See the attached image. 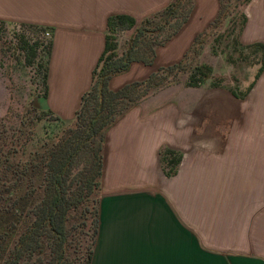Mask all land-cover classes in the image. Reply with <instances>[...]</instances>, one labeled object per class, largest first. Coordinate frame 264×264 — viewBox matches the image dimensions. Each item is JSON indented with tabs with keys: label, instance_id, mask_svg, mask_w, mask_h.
<instances>
[{
	"label": "crops",
	"instance_id": "obj_1",
	"mask_svg": "<svg viewBox=\"0 0 264 264\" xmlns=\"http://www.w3.org/2000/svg\"><path fill=\"white\" fill-rule=\"evenodd\" d=\"M171 1L0 0V21L46 28L51 52L40 108L68 120L94 81L108 17L140 21ZM156 55L151 64L132 61L123 73L133 64L153 65ZM159 67L124 82L114 75L108 85L142 81ZM145 96L140 107L125 109L123 125L103 131L90 264H264L260 131L239 125V113L228 111L221 97L212 100L214 108L195 103L182 116L180 109L165 111L158 95ZM164 148L174 162L162 159Z\"/></svg>",
	"mask_w": 264,
	"mask_h": 264
},
{
	"label": "trees",
	"instance_id": "obj_2",
	"mask_svg": "<svg viewBox=\"0 0 264 264\" xmlns=\"http://www.w3.org/2000/svg\"><path fill=\"white\" fill-rule=\"evenodd\" d=\"M180 1L172 0L139 22L126 14L108 17L105 46L93 72L92 86L82 96L73 125L55 141L25 159L22 152L17 156V145L5 149L0 142V264H90L98 227L96 195L103 171V131L122 109L125 111L145 96L149 88L159 85L155 78L160 71L183 70V67L179 63L159 67L146 79L116 90L109 87V80L125 72L132 61L152 63L155 47L163 45L180 27L181 22L170 23ZM167 24L172 29L162 35ZM28 26L46 29L34 24ZM131 29L129 47L117 53V34ZM159 35H162L160 40L154 41ZM47 49L44 94L40 99L46 96L51 40ZM262 69L259 67L255 78ZM211 72L208 64L194 65L186 85L199 87ZM171 152L164 148L160 152L162 159L170 158L174 162L176 157H169ZM85 236H89L86 245Z\"/></svg>",
	"mask_w": 264,
	"mask_h": 264
},
{
	"label": "rangeland",
	"instance_id": "obj_3",
	"mask_svg": "<svg viewBox=\"0 0 264 264\" xmlns=\"http://www.w3.org/2000/svg\"><path fill=\"white\" fill-rule=\"evenodd\" d=\"M180 22L177 32L163 45L155 47L157 55L153 65L133 64L129 72L116 74L115 81L140 79L157 66L179 63L183 70L159 72L155 78L159 85L148 89L147 99L158 95L165 111L180 109L183 116L195 103L202 108L211 105L214 108L216 102L212 100L221 97L228 111L239 113L242 122L239 125L260 131L263 144L264 0H182L175 5L170 23ZM28 25L0 22V142L5 149L11 144L17 145V156L22 152L24 159L44 149L43 145L55 141L74 123V119H56L40 108V97L44 94L43 68L51 38L43 30ZM166 26L162 35L172 29ZM132 31L117 34V53L129 47ZM196 64H208L212 72L199 87L187 86L190 69ZM261 66L263 69L255 78ZM111 89H117L112 82ZM140 103H137L139 107ZM165 118L168 121L170 115L166 113ZM123 124L124 109L111 125ZM99 194L100 189L97 199ZM88 240L89 236H85L84 245Z\"/></svg>",
	"mask_w": 264,
	"mask_h": 264
},
{
	"label": "built area",
	"instance_id": "obj_4",
	"mask_svg": "<svg viewBox=\"0 0 264 264\" xmlns=\"http://www.w3.org/2000/svg\"><path fill=\"white\" fill-rule=\"evenodd\" d=\"M44 34H45L46 36H47V35H49V33H48V32H45Z\"/></svg>",
	"mask_w": 264,
	"mask_h": 264
}]
</instances>
